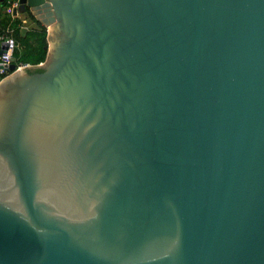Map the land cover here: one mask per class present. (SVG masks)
<instances>
[{"label": "water", "instance_id": "obj_1", "mask_svg": "<svg viewBox=\"0 0 264 264\" xmlns=\"http://www.w3.org/2000/svg\"><path fill=\"white\" fill-rule=\"evenodd\" d=\"M19 2L0 264H264V0Z\"/></svg>", "mask_w": 264, "mask_h": 264}, {"label": "trees", "instance_id": "obj_2", "mask_svg": "<svg viewBox=\"0 0 264 264\" xmlns=\"http://www.w3.org/2000/svg\"><path fill=\"white\" fill-rule=\"evenodd\" d=\"M4 2L5 0L0 4V34L6 27L11 29V35L15 41L12 56L16 64L37 66L38 63L44 61L46 56V27L32 15L28 8L21 13V18L11 19L2 11ZM21 19L29 21V27L25 30L20 28Z\"/></svg>", "mask_w": 264, "mask_h": 264}, {"label": "built area", "instance_id": "obj_3", "mask_svg": "<svg viewBox=\"0 0 264 264\" xmlns=\"http://www.w3.org/2000/svg\"><path fill=\"white\" fill-rule=\"evenodd\" d=\"M20 2L19 0H5L4 6L2 8V11L4 14H7L10 16V18H21V12L17 10V7L19 6ZM24 19H21V22ZM15 47V41L11 35V29L6 27L0 34V63H6L9 64L10 57L12 56V50ZM15 64V70L30 67V64ZM41 64L38 63L37 65ZM10 72L9 70H5L2 67H0V80L4 78L6 75H8Z\"/></svg>", "mask_w": 264, "mask_h": 264}, {"label": "rangeland", "instance_id": "obj_4", "mask_svg": "<svg viewBox=\"0 0 264 264\" xmlns=\"http://www.w3.org/2000/svg\"><path fill=\"white\" fill-rule=\"evenodd\" d=\"M28 20L27 19H24L22 22H21V24H22V26L20 27L22 30H25L26 28H28L29 27V25H28ZM45 63V61H42L41 62V65L42 64H44ZM38 66V65H37ZM22 69V68H21Z\"/></svg>", "mask_w": 264, "mask_h": 264}]
</instances>
